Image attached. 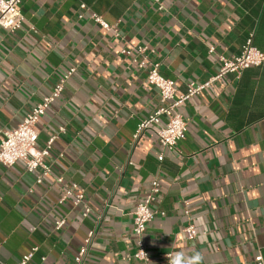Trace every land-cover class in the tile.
<instances>
[{"label": "crops", "instance_id": "obj_1", "mask_svg": "<svg viewBox=\"0 0 264 264\" xmlns=\"http://www.w3.org/2000/svg\"><path fill=\"white\" fill-rule=\"evenodd\" d=\"M163 1L159 11L152 0H22L20 28L0 30V140L75 67L36 124L37 148L57 136L44 158L50 174L36 183L40 168L0 165V264H18L32 247L26 264H75L90 229L81 264H157L178 250L200 251L203 264L264 257V63L239 78L225 74L181 104L187 131L170 150L152 129L133 140L139 119L157 108L158 92L146 80L148 66L137 65L141 57L122 53L145 46L147 61L159 63L179 94L217 72V53L231 57L249 37L264 52V0ZM59 176L84 190L86 217L70 197L58 202ZM154 178L161 214L143 235L148 260H128L133 210ZM188 223L194 238L183 231Z\"/></svg>", "mask_w": 264, "mask_h": 264}, {"label": "built area", "instance_id": "obj_2", "mask_svg": "<svg viewBox=\"0 0 264 264\" xmlns=\"http://www.w3.org/2000/svg\"><path fill=\"white\" fill-rule=\"evenodd\" d=\"M21 2L22 0H0V30L4 29L9 33H15L20 28L24 20L20 11ZM152 2L157 10H164L163 0H152ZM80 8H85V5L81 4ZM78 16L81 17L82 15L79 14ZM90 17L102 28L112 29L118 35L116 26L108 25L99 15L92 13ZM132 51L141 57V60L137 62L138 67L148 66L146 80L157 89L159 101L157 108L153 112L139 119L133 133V140H137L145 130L152 129L159 143L170 150L175 148L177 142L185 137L187 131L186 122L178 111V107L181 104L190 97L200 93L213 80L221 78L225 74L231 73L234 74L235 78H239L244 69L250 66H259L264 63V52L256 48L252 44L251 37H249L241 46L239 53L231 57L217 53L219 66L214 75L203 82H190L187 84L184 92L176 94L174 80L164 77L159 72L158 62L147 61L145 46L122 49V53L124 54H130ZM208 53H215L214 46H208ZM74 71L75 67H70L62 73L49 94L42 97L31 110L25 113L22 120L16 126L3 131V137L0 140V165L12 166L17 162H22L25 170L28 172H33L35 169L40 168L41 171L36 177V183H40L42 177L50 174V166L44 162V158L49 156L51 144L57 136L52 135L48 138L43 148H37L38 130L36 124L51 103L60 96L65 82L72 76ZM63 131L64 127L60 126L59 132ZM162 158V154L157 155L158 160H162ZM131 163V161H128V164ZM56 182L62 184L64 189L58 202L62 203L70 197L74 206H80L82 217H86L91 212V208L84 201V190L75 182H65L61 176L56 178ZM159 192L160 181L158 178H154L151 180L144 198L135 205L132 215V234L134 236L135 249L131 254H126L125 258L128 260L134 259L140 262L148 260V252L143 235L147 224L154 218L155 214H161L155 208V202ZM65 221V218L55 221L54 227L56 229L61 228ZM183 231L188 238H194L197 234L195 226L191 223L185 225ZM94 234V229L87 231L73 258L75 264H81L87 257ZM36 249V247H32L22 256L18 264H26ZM172 254V252L166 253L164 258L158 260L157 264H170L169 258ZM41 259H44V257ZM254 263L264 264V257L261 254L256 255L254 257Z\"/></svg>", "mask_w": 264, "mask_h": 264}, {"label": "clouds", "instance_id": "obj_3", "mask_svg": "<svg viewBox=\"0 0 264 264\" xmlns=\"http://www.w3.org/2000/svg\"><path fill=\"white\" fill-rule=\"evenodd\" d=\"M170 264H203L204 256L200 251L191 254L178 250L169 258Z\"/></svg>", "mask_w": 264, "mask_h": 264}]
</instances>
